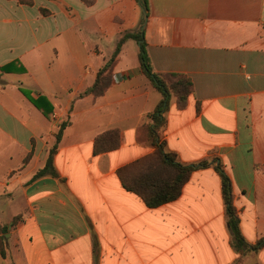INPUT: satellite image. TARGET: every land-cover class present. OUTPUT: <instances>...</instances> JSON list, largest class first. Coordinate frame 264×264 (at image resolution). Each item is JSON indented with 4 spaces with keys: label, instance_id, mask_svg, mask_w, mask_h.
<instances>
[{
    "label": "crops",
    "instance_id": "obj_1",
    "mask_svg": "<svg viewBox=\"0 0 264 264\" xmlns=\"http://www.w3.org/2000/svg\"><path fill=\"white\" fill-rule=\"evenodd\" d=\"M148 3L145 24L140 0H0V68L15 66L0 70V225L8 226L0 264H264V247L235 248L214 165L158 208L123 187L118 169L155 151L137 132L163 99L135 37L116 55L107 91L86 93L121 38L144 31L154 71L194 84L185 109L171 98L166 150L185 165L223 163L243 236L256 245L264 237V0ZM42 96L54 107L49 117L32 101ZM64 122L59 176L35 178ZM112 129L120 147L95 154L96 138Z\"/></svg>",
    "mask_w": 264,
    "mask_h": 264
},
{
    "label": "trees",
    "instance_id": "obj_2",
    "mask_svg": "<svg viewBox=\"0 0 264 264\" xmlns=\"http://www.w3.org/2000/svg\"><path fill=\"white\" fill-rule=\"evenodd\" d=\"M25 4H33V0H20ZM141 5L145 9L147 16L150 11L148 0H142ZM129 37H135L140 42V60L144 74L150 79L151 83L163 94L162 101L155 110L148 116V122L142 125L137 132V140L147 143L155 148V151L145 157L137 159L118 169L117 174L123 187L138 195L149 208H158L164 204L179 199L183 193L185 185L190 180L192 173L199 169H206L214 165L222 179V193L226 205V215L228 226L233 238V244L238 252L246 255L252 250L264 247V237L256 245H250L241 231V219L235 206V196L233 184L229 175L224 169L222 162L217 158L213 160H203L197 164L185 165L178 161L177 155L166 150V144L161 139V132L167 126V112L170 109L171 98H177L179 109H185L189 97L194 92V84L191 78L181 73H157L154 71L150 58L146 51V41L144 31L132 36L125 34L120 42L116 53L111 60L100 70L94 85L86 92L94 96L103 95L112 82V68L116 55L120 51L122 44ZM15 69L14 63L7 64L0 68L1 72H12ZM25 71L24 68L19 69ZM23 93L30 98L27 90L22 89ZM33 103L41 109L46 116H50L53 105L44 96L39 99H32ZM67 122L61 124L56 135V142L51 148L45 166L40 169L35 178L52 175L58 177L59 174L54 164V157L58 151L59 143L62 140ZM120 147V131L112 129L99 135L95 140L94 152L101 154L116 150ZM19 217L14 219L13 226L18 222ZM8 226L0 225V248L2 254L5 252V233Z\"/></svg>",
    "mask_w": 264,
    "mask_h": 264
},
{
    "label": "water",
    "instance_id": "obj_3",
    "mask_svg": "<svg viewBox=\"0 0 264 264\" xmlns=\"http://www.w3.org/2000/svg\"><path fill=\"white\" fill-rule=\"evenodd\" d=\"M140 3H142V0H140ZM144 9V8H143ZM144 13H145V24L147 23V20H148V16H147V13H146V11H145V9H144ZM145 24H144V27H143V30H144V28H145ZM10 228H11V226H10ZM8 234H6V236H7Z\"/></svg>",
    "mask_w": 264,
    "mask_h": 264
},
{
    "label": "rangeland",
    "instance_id": "obj_4",
    "mask_svg": "<svg viewBox=\"0 0 264 264\" xmlns=\"http://www.w3.org/2000/svg\"><path fill=\"white\" fill-rule=\"evenodd\" d=\"M0 26H1V27H3V28H4V27H7V25H6V24H4V22H3L2 18L0 19Z\"/></svg>",
    "mask_w": 264,
    "mask_h": 264
}]
</instances>
